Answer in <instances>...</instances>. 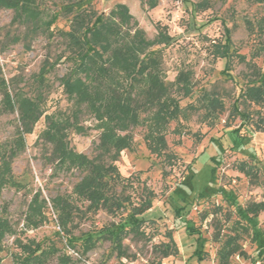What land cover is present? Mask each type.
Masks as SVG:
<instances>
[{
	"label": "rangeland",
	"instance_id": "rangeland-1",
	"mask_svg": "<svg viewBox=\"0 0 264 264\" xmlns=\"http://www.w3.org/2000/svg\"><path fill=\"white\" fill-rule=\"evenodd\" d=\"M59 15L56 26L69 28L67 4L74 8L88 6L99 13H109L118 3L126 4L144 30L148 40L158 35L159 24L166 26L172 39L167 44L156 45L163 53V68L167 80L174 81L180 70L192 71L193 88L189 96L177 92L184 108L178 120L169 124L167 153L157 156L149 151L144 139V127L133 129V145L125 149L117 165L125 181V194L136 203L143 188L155 194L152 207L141 216L145 235L127 232L122 241L124 253H119L115 242L101 238L95 247L83 252V241L105 228L127 225L130 221V204L116 214L101 209L97 213H79L72 225L77 238L72 247L66 238L56 234L60 228L52 199L58 195L72 194L74 186L85 171L55 169L51 161L52 145L41 137L46 127L45 117L38 121L34 131L26 136V148L12 161L15 178L24 187H5L0 193V212L17 229V235H7L0 250V264L12 262V254L19 252L16 236L25 242L35 240L43 247H56L57 252L48 264H59V256H69L66 264H264L260 239L264 242V212L250 231H242L237 242L245 254H235L224 262L220 251L229 235L246 222L243 212L264 201V175L251 177L243 172L242 165L264 163V128L256 122L259 113L264 116V105L244 102L241 91L248 84L259 83L251 68L242 59L234 57L228 71L226 60L215 57L214 45L224 41L226 29L231 31L234 46L258 66L264 75V56L254 58L252 53L264 32L250 34L246 21L256 22L264 15V3L254 0H42ZM206 1V5L197 3ZM155 7H151L152 4ZM14 11L0 7V77L10 84L11 91L24 90L34 94L35 78L44 60L65 47L60 38L52 45L43 35L33 37L30 48L24 41H13L23 34L25 25L12 23ZM68 16V17H67ZM68 64L60 63L47 74L46 113L69 111L72 100L61 85L60 78L67 72ZM214 93L222 104L214 115L204 117V94ZM252 113V120L244 124L234 113L233 103ZM188 106V107H187ZM18 110L3 111L0 91V147L9 145L15 137ZM95 119L89 113L81 116V124L90 126L88 134L72 131L70 145L90 158L99 154L100 131L93 126ZM170 157H169V156ZM1 157V154H0ZM105 161L110 162L106 157ZM1 162V160H0ZM261 170V169H260ZM118 189L122 188L120 183ZM40 191L47 200L48 219L37 228L24 231L27 207L34 193ZM85 208L86 202H79ZM6 207V209H4ZM172 238L177 246L175 253L163 257L161 249ZM175 250V248H173ZM172 249V250H173Z\"/></svg>",
	"mask_w": 264,
	"mask_h": 264
},
{
	"label": "trees",
	"instance_id": "trees-1",
	"mask_svg": "<svg viewBox=\"0 0 264 264\" xmlns=\"http://www.w3.org/2000/svg\"><path fill=\"white\" fill-rule=\"evenodd\" d=\"M85 1L74 0V3L82 4ZM254 1L264 3V0ZM155 5L154 3L151 7ZM197 5L208 6L206 1ZM0 7L14 11L12 23L25 25L23 34L15 35L13 41L23 40L25 47L30 48L28 41L40 34L47 38L49 45L56 38H60L65 45L62 51L44 60L35 78L34 94H28L22 89L13 93L6 79L0 77L3 111L15 112L17 109L19 113L15 137L9 145L1 144L0 147V193L7 186L17 189L24 187L13 174L12 161L26 148V136L33 133L35 125L44 116L46 127L41 137L52 145L50 159L55 163V169L77 168L86 172L74 186L72 194L58 195L52 199L60 228L56 234L76 247L77 238L72 234V225L79 213H97L106 209L116 214L120 209L126 208V202H129L131 214L130 221L125 222L127 225L103 227L98 234H90L83 241V252L86 253L101 238L111 239L118 252L123 255L122 241L127 232L145 235L142 225L146 220L141 216L152 207L155 194L152 190L143 188L139 201L131 203L130 195L125 194L124 184L130 177L123 176L117 161L125 149L132 147V132L137 127L145 128L144 139L151 153L157 156L167 153L169 124L178 120L184 111L176 93L181 92L187 96L191 94L192 71L180 70L174 81L167 80L162 50L154 46L169 43L172 36L167 30L163 31L166 26L159 24L158 35L154 40H148L126 4L118 3L109 13H99L88 6L76 9L68 3L65 10L69 15L68 29L56 26L60 14L44 6L42 0H0ZM246 26L250 34L263 33L264 15L256 22L247 20ZM225 35L224 41L214 45L215 57L226 60V71L230 69L234 57L246 62L251 68V75H255L259 83L248 84L240 96L249 105H264V75L252 58L247 61L246 56L237 51L229 28ZM256 45L252 56H264V39H259ZM60 63L68 64L67 72L60 78V82L72 100V107L69 111L47 114V74ZM212 94L214 93L206 92L203 96L205 101L202 102L204 117L208 119L215 114L217 108L222 107L219 96ZM233 107L234 113L240 116L245 125L253 121L252 113L243 111L238 100H235ZM84 113L93 116L96 121L93 127L100 131L99 154L93 158L70 145L69 136L72 131L88 134L92 129L81 124ZM253 124L262 130L264 116L259 113ZM106 157L111 161H105ZM242 167L243 172L251 177H259L260 173L264 175L263 162L260 165L244 164ZM120 183L122 188L118 189ZM79 202H86L85 208ZM47 208V200L42 197L41 192L34 193L27 207L24 231L46 222ZM249 212L252 213L251 216L248 212L242 213L245 224L240 223V228L223 243L220 255L224 262L235 254H245L239 249L238 236L242 231H250L251 226L258 223L259 213L264 212V201L252 205ZM17 234L11 221L0 212V250L3 249L2 242L7 235ZM15 242L20 248L19 252L12 254V262L6 264H48L57 252L56 247H43L33 239L24 242L21 237L16 236ZM260 242L263 250L259 251V255L264 256L262 238ZM176 250L177 246L171 235L170 242L164 244L161 253L163 257H167ZM69 261V256H59V264Z\"/></svg>",
	"mask_w": 264,
	"mask_h": 264
}]
</instances>
